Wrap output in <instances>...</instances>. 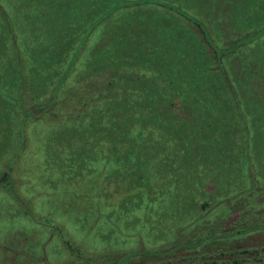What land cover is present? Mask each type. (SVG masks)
Returning <instances> with one entry per match:
<instances>
[{
  "label": "rangeland",
  "instance_id": "374dc122",
  "mask_svg": "<svg viewBox=\"0 0 264 264\" xmlns=\"http://www.w3.org/2000/svg\"><path fill=\"white\" fill-rule=\"evenodd\" d=\"M0 264H264V0H0Z\"/></svg>",
  "mask_w": 264,
  "mask_h": 264
},
{
  "label": "trees",
  "instance_id": "16d2710c",
  "mask_svg": "<svg viewBox=\"0 0 264 264\" xmlns=\"http://www.w3.org/2000/svg\"><path fill=\"white\" fill-rule=\"evenodd\" d=\"M101 131H102V130H101ZM97 132H98V131H97ZM102 132H103V131H102ZM102 135H103V133H102ZM100 137H101V139H100ZM99 140H100V141H103V142L106 141V143H108V141H109V139L104 138V137H102V136H99ZM241 251H242V253H243V252H246V250H243V249H242Z\"/></svg>",
  "mask_w": 264,
  "mask_h": 264
}]
</instances>
